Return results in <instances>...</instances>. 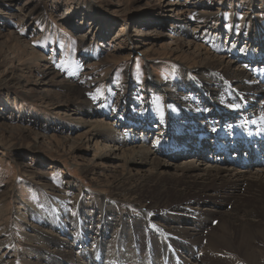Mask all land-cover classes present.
<instances>
[{"label":"rangeland","instance_id":"obj_1","mask_svg":"<svg viewBox=\"0 0 264 264\" xmlns=\"http://www.w3.org/2000/svg\"><path fill=\"white\" fill-rule=\"evenodd\" d=\"M16 42L25 53L11 51ZM254 46L264 48V0H0V263L50 264L51 251L60 243L72 253L60 250V256H53L59 264L118 263L116 236L130 235L129 228L115 221L108 231L101 230L100 212L107 208L135 219L156 201L147 190L135 201L126 194L114 200L110 192L117 183L136 185L139 176L150 177L148 166L123 158L121 151L152 150L156 136L136 131L135 142L127 138L121 146L116 140L128 137V129L114 128L122 125L118 118L113 120L120 112L109 117L101 111L118 107L134 113L149 106L156 109L158 103H167L168 96L176 101L189 88L187 78L206 79L221 71L217 62L221 57L232 69L242 68L246 65L238 64L231 53ZM243 53L240 50L237 56ZM43 78L60 85L43 84ZM70 90L81 91V98L65 101L61 95ZM259 105L258 101L257 111ZM96 126L106 130L100 134ZM156 158L169 165L162 169L165 175L158 176L168 182L177 174L172 166L182 162L200 161L195 175L226 168L205 162L202 156L178 162ZM169 192L166 205L186 206L184 198H173ZM76 204H81L79 212ZM191 206L185 208L198 207ZM155 214L165 216L163 211ZM67 215H76L78 223L68 224ZM43 217H58L66 234L58 226L52 230ZM190 217L186 214L183 220ZM216 223L209 220L205 226L216 230ZM154 225L165 229L162 220ZM79 226L86 242H73ZM39 230L50 239L41 238ZM32 237L35 240L28 241ZM97 238L107 249H98L99 262L93 256ZM255 242H261L257 236ZM235 243H230L229 252L225 248L212 254L224 261L221 264H230L232 256L248 262L234 249ZM132 251L128 263L137 264V251Z\"/></svg>","mask_w":264,"mask_h":264},{"label":"bare ground","instance_id":"obj_2","mask_svg":"<svg viewBox=\"0 0 264 264\" xmlns=\"http://www.w3.org/2000/svg\"><path fill=\"white\" fill-rule=\"evenodd\" d=\"M178 44L179 42L176 43V45ZM21 46L16 42L10 49L13 52L19 50L23 54L26 52V48L22 49ZM232 50L233 49H231V52ZM201 54L197 53L196 55L204 56V54ZM205 58L203 60H207ZM217 62L220 66H223L221 71L219 69L209 73L210 76L206 79L187 78L185 83L189 88L183 90V94L179 95L176 101H172L171 97L168 96L166 97L168 100L167 103L166 101H164L166 103L164 105L158 103L156 109H152L150 106L147 108L145 107L143 109V116L138 119L147 125L158 123L159 125L157 126L153 124V130H157L160 133L162 130L166 132L167 127H170L174 132H178V130L187 129L186 117L188 115H192L198 123L202 124L203 120L208 115L213 114L216 120L220 122L218 126L219 134L223 133V120L227 122L231 120L230 125L237 131V118L240 117L239 112L241 111L240 103L247 102L251 108H255L256 103L259 101L260 105L257 106L258 109L261 107L264 110V83L260 82V78H264V64L260 65V68H257V70L250 69L248 66L232 69V65H230L229 62H225L222 57L219 58ZM49 78L41 79V83L60 85V82L51 83ZM80 93L81 91L70 90L61 96H63L65 101L74 103L81 98ZM71 95L73 96L72 99H70ZM169 100H171V102ZM127 110L126 113L130 115L133 114L132 108H128ZM149 111L154 113H150ZM156 111H160V114L155 115ZM260 111L256 112L257 116L261 121H264V112L262 113ZM95 128L98 129L96 131L100 132V134L102 131L106 130L104 126H96ZM127 140L128 139H117L116 142L122 146ZM121 155L123 158L128 157L132 161L136 159L141 164L148 166L151 175L150 177L139 176L136 179V185L132 183H128L127 185L117 183L115 185L116 187L110 191L112 194L111 198L116 200L119 196L123 197L124 194H126L135 201L138 200L136 196L141 191L147 190L148 193L156 197V201L152 202L150 207H143L140 215L135 219L123 217L124 215L122 216V214L121 216H117V213L115 214L112 210L103 208L100 212V219H103L101 220V230L108 231V228L112 227V223L117 221L121 223L123 227L126 225V227L129 228L128 232H139V234H142V237L146 239L150 237V233L153 227H155L166 237L173 236L184 240L190 245L197 246L199 251H201L202 257L199 260L196 259L194 261L195 264H221V262L224 261L212 254V251L222 253L223 250L226 251L227 249V252H229L231 251L228 250L229 248L231 249L230 243H234L235 241L236 248L234 249L241 251L240 254H242L248 262L243 261L244 259L242 261L239 259L237 260L235 255L234 258L233 256L229 258V255L227 256L228 253H226L225 256L231 259V261H229L231 262L230 264H259V262H264V168L257 170V173L254 174L248 170L230 168L220 169L215 167L214 169H204L202 173L195 175L196 172L200 171V161L182 162L180 165L172 166L174 171L179 175L173 174L172 176H174V178L168 182L158 179V176L165 175L162 169L169 165L162 161L160 162V160L156 158V153L149 148L142 147L139 148L137 152L132 153L122 150ZM175 157L179 158L178 156ZM151 189H155V191ZM170 190H172L171 194L173 198H184L183 201L185 202H183V204L187 207H192L191 205L193 204L198 207H193L195 210H188L185 208L186 206L180 207L177 206V204L166 205V197L170 194ZM241 190H243L244 193L239 195ZM162 204H164L162 207L163 209H160ZM229 204H231V207L228 211H217L211 208L216 206L221 209L224 205ZM80 205L81 204H76L77 212H79L78 209ZM105 205L109 206L107 202H105ZM105 205L103 207H105ZM203 207L207 208L202 210ZM113 209L115 210V208ZM159 211H163L165 216L157 217L155 213H159ZM87 214L91 216L92 211L89 210ZM186 214H191L193 218L190 217L188 220H183ZM126 215L129 216L128 214H125V216ZM66 219L67 223L70 225H76L79 221L76 215H67ZM214 219L217 220V229L210 228L207 230L205 226L206 223L209 220L212 222ZM43 220L49 221L47 224L51 226L52 230L54 227L58 226L59 230H62L61 233L63 235L66 234V229L59 225L60 221L58 217H49L47 220L43 217ZM158 220L164 222L165 229H161L160 225H157L159 227L154 225V221ZM185 222H190V224L186 223V226L183 224ZM52 230L51 233H53ZM147 231L148 234L144 236ZM45 232L39 230L41 238L45 237L50 239L46 237ZM204 232H206L205 235L202 234ZM103 234L104 233H102V236ZM51 235L53 236V234ZM84 235L85 234L79 226L78 233L71 237L74 239V242L79 240L86 242L87 238ZM253 235L259 238L261 241L259 244L256 242L255 244L253 243L255 240V236ZM34 240L35 238L32 237L28 241ZM203 242L205 244H202ZM174 245L178 246L177 243H174ZM57 247L58 248H53L51 251L53 256H60V250L64 254L72 253V250H69L70 247L63 243L57 244ZM233 247L234 245L232 248ZM53 256L50 259L54 262H50V264H59L57 257ZM50 259H48L47 262H49ZM5 264L12 263L8 262Z\"/></svg>","mask_w":264,"mask_h":264}]
</instances>
